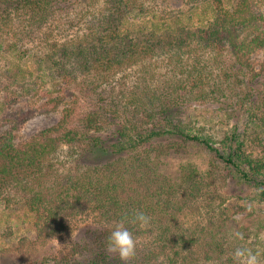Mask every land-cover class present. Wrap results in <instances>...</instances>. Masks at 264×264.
I'll return each instance as SVG.
<instances>
[{"label":"trees","instance_id":"trees-1","mask_svg":"<svg viewBox=\"0 0 264 264\" xmlns=\"http://www.w3.org/2000/svg\"><path fill=\"white\" fill-rule=\"evenodd\" d=\"M211 1L205 26H173L167 21L178 16L169 11L164 26L127 31L130 16L149 15L157 0H0L3 51L34 52L37 77L49 79L44 87L29 79L32 70L8 66L0 107L43 92L38 109L61 108L54 126L25 143L0 134V202H23L41 235L98 217L96 249L78 264L234 262L223 211L209 204L201 232L187 235L178 224L189 201L215 189L210 172L186 165L173 180L159 170L162 155L196 143L242 182L264 188V156L247 152L237 126L223 153L184 119L189 105L213 103L264 124V59L251 60L264 51V0H231V8ZM138 212L151 218L156 247L122 261L106 239L121 220L134 238L147 233L132 222Z\"/></svg>","mask_w":264,"mask_h":264},{"label":"rangeland","instance_id":"rangeland-1","mask_svg":"<svg viewBox=\"0 0 264 264\" xmlns=\"http://www.w3.org/2000/svg\"><path fill=\"white\" fill-rule=\"evenodd\" d=\"M211 2V0H157L155 4L149 6L151 11L149 15L132 14L123 29L150 30L155 26H164L161 16L169 11L173 12V16H178L167 21L173 26L184 25L193 29L205 26L213 19L214 5ZM222 6L231 8L232 1L223 0ZM4 48L0 41V72L8 66L20 68L24 72L30 69L33 71L30 80L37 79L44 87L49 86L48 77L43 79L37 77L43 73L35 60L34 52H30L26 57L23 53L4 52ZM263 59L264 51L261 50L251 56L254 65H258ZM40 94L34 98L26 94V97L17 103L8 107L1 106L0 134L12 131L14 141L22 144L39 132L54 126L60 118L61 108L52 111L38 109L44 95L43 92ZM233 109L234 107L220 108L213 103L191 104L184 111V119L186 124L188 122L191 124L192 132L203 138H211L214 146L223 153L227 152L230 146L226 137L237 126L239 132L244 134L241 138L247 144V152L254 156H264V124L259 121L252 123L244 115L237 117V112L232 111ZM176 150L162 155L159 159V170L164 175L174 180L179 176L182 166L190 165L202 175L210 172L214 178L213 183L215 182V189L210 196L204 192L197 202L192 199L184 206L181 214L179 213L178 224L183 226L187 235L196 230L201 232L205 227L207 229L212 216V210L208 205L212 204L213 208L220 209L227 216V233L234 242L231 245L234 251L245 247L254 252L258 251L261 264H264V188H257L239 180L237 175L232 174L229 168L218 161L215 154L203 145L188 142L183 148ZM216 218H213V222L218 221ZM96 220L98 217L89 216L73 221L61 233L41 235L34 225L33 216L23 202L16 199L0 202V264H78V261L90 258L96 249L95 239L101 232ZM145 230L147 233L135 238L137 241L135 252L143 255L156 247L151 236L157 230L153 229L151 232L148 231V227ZM237 231L242 233L243 239L235 237L234 233ZM204 264L236 262L210 261Z\"/></svg>","mask_w":264,"mask_h":264},{"label":"clouds","instance_id":"clouds-1","mask_svg":"<svg viewBox=\"0 0 264 264\" xmlns=\"http://www.w3.org/2000/svg\"><path fill=\"white\" fill-rule=\"evenodd\" d=\"M150 217L144 212H138L133 216L132 222L140 228L149 226ZM237 239H243L242 233L235 232ZM137 241L133 233L125 226L123 220L116 223L106 239V250L115 253L120 260L127 261L135 255ZM233 259L236 264H261L260 253L254 252L250 248H237L233 253Z\"/></svg>","mask_w":264,"mask_h":264}]
</instances>
